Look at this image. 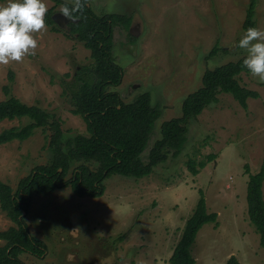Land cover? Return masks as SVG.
Instances as JSON below:
<instances>
[{
    "label": "rangeland",
    "instance_id": "rangeland-1",
    "mask_svg": "<svg viewBox=\"0 0 264 264\" xmlns=\"http://www.w3.org/2000/svg\"><path fill=\"white\" fill-rule=\"evenodd\" d=\"M250 1L87 0L98 15L131 19L129 27L113 28L112 53L124 76L112 90L125 102L147 92L160 110L141 155L144 162L160 137L161 123L180 116L183 100L201 86L204 71L246 55L237 45ZM255 1L256 28L264 30V0ZM43 2L48 9L54 7L50 0ZM61 6L53 10L60 32L46 25V31L35 34L34 56L0 65V100L7 97L3 89L9 85L10 95L59 118L66 139L88 135L63 90L64 82L91 61L83 43L63 33L69 20ZM216 45L219 51L211 55ZM239 83L258 97L248 98L243 108L231 94L219 93L215 103L187 123L182 152L170 153L151 174L140 179L112 175L103 195L95 198L77 197L70 188L33 196L30 213L23 216L47 251L42 258L29 253L19 258L26 264H169L202 192L207 211L218 216L217 225L207 223L197 233L191 247L195 264H225L231 256L239 264H264V248L248 219L246 201L248 177L259 172L264 158V83L246 73ZM28 122L4 120L0 132ZM49 135L48 128H38L25 141L0 145V180L13 191L35 166L49 162ZM190 159L196 168L206 162L197 175L187 168ZM262 194L264 199V182ZM14 226L0 209V232Z\"/></svg>",
    "mask_w": 264,
    "mask_h": 264
},
{
    "label": "trees",
    "instance_id": "trees-1",
    "mask_svg": "<svg viewBox=\"0 0 264 264\" xmlns=\"http://www.w3.org/2000/svg\"><path fill=\"white\" fill-rule=\"evenodd\" d=\"M5 0H0L4 2ZM57 5L72 3L50 0ZM256 1L251 0L242 24L243 31L256 28L254 19ZM54 7L48 9L45 23L52 30L55 27ZM117 24L128 27L130 18L119 14L98 16L86 3L82 11L73 14L63 33L83 43L89 51L90 63L81 66L64 82L63 92L68 95L72 113L85 122L88 135L76 134L64 138L61 120L38 105H27L10 95L9 85L4 86L7 97L0 100V122L27 118V124L13 126L0 132V145L14 140L25 141L38 128L49 129L47 148L51 153L48 163L35 166L31 172L19 180L15 191L0 180V209L14 224L0 232V264H26L19 256L29 253L42 258L47 251L46 243L35 238L30 232L26 217L32 207L33 196H49L56 190L70 188L77 197H100L104 193V183L112 175L140 179L152 173L154 168L168 159L170 153L179 155L186 142L187 123L199 116L204 109L217 101L219 93L231 94L243 107L248 98H257L258 93L242 87L241 73L250 74L243 67L245 56L204 71L201 86L188 94L181 104L179 117L163 121L160 137L150 148L147 161L142 160L150 134L160 116L158 107L151 104L150 94L145 92L133 100L125 102L121 95L112 90L123 80L124 71L115 61L113 48V28ZM216 45L210 51L215 55ZM13 72L8 80L13 81ZM92 164L95 167L92 168ZM187 161L192 175H197L206 162ZM264 158L259 172L250 174L246 187L247 215L259 234L260 245L264 248ZM217 214L206 209L203 193L195 209L187 219L182 235L173 249L169 264H195L191 247L200 228L207 223L217 225ZM225 264H239L231 256Z\"/></svg>",
    "mask_w": 264,
    "mask_h": 264
},
{
    "label": "clouds",
    "instance_id": "clouds-1",
    "mask_svg": "<svg viewBox=\"0 0 264 264\" xmlns=\"http://www.w3.org/2000/svg\"><path fill=\"white\" fill-rule=\"evenodd\" d=\"M61 6V14L68 20L82 11L87 0H71ZM48 12L43 0H7L0 6V65L20 63L34 56L38 48L37 33L46 31L45 16ZM246 53L243 67L253 78L264 83V30L249 27L237 45Z\"/></svg>",
    "mask_w": 264,
    "mask_h": 264
},
{
    "label": "flooded vegetation",
    "instance_id": "flooded-vegetation-1",
    "mask_svg": "<svg viewBox=\"0 0 264 264\" xmlns=\"http://www.w3.org/2000/svg\"><path fill=\"white\" fill-rule=\"evenodd\" d=\"M95 13V12H94ZM96 14V13H95ZM96 15H98V14H96ZM98 16H102V15H98ZM130 21H131V19H130ZM129 26H130V24H129ZM128 26V27H129ZM130 36L133 38V37H135L132 33H130Z\"/></svg>",
    "mask_w": 264,
    "mask_h": 264
},
{
    "label": "water",
    "instance_id": "water-1",
    "mask_svg": "<svg viewBox=\"0 0 264 264\" xmlns=\"http://www.w3.org/2000/svg\"><path fill=\"white\" fill-rule=\"evenodd\" d=\"M25 213H23V215H24Z\"/></svg>",
    "mask_w": 264,
    "mask_h": 264
}]
</instances>
